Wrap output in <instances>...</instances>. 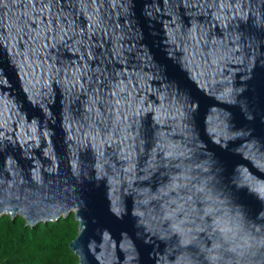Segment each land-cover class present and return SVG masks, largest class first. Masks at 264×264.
Segmentation results:
<instances>
[{
    "label": "water",
    "instance_id": "water-1",
    "mask_svg": "<svg viewBox=\"0 0 264 264\" xmlns=\"http://www.w3.org/2000/svg\"><path fill=\"white\" fill-rule=\"evenodd\" d=\"M71 214L80 264H264V0H0V217Z\"/></svg>",
    "mask_w": 264,
    "mask_h": 264
},
{
    "label": "trees",
    "instance_id": "trees-1",
    "mask_svg": "<svg viewBox=\"0 0 264 264\" xmlns=\"http://www.w3.org/2000/svg\"><path fill=\"white\" fill-rule=\"evenodd\" d=\"M78 235L73 215L35 227L22 217H0V264H80L70 247Z\"/></svg>",
    "mask_w": 264,
    "mask_h": 264
},
{
    "label": "clouds",
    "instance_id": "clouds-1",
    "mask_svg": "<svg viewBox=\"0 0 264 264\" xmlns=\"http://www.w3.org/2000/svg\"><path fill=\"white\" fill-rule=\"evenodd\" d=\"M224 239L229 243L231 251L242 249L247 243V241L240 237L237 232H232L231 236L225 235Z\"/></svg>",
    "mask_w": 264,
    "mask_h": 264
},
{
    "label": "rangeland",
    "instance_id": "rangeland-1",
    "mask_svg": "<svg viewBox=\"0 0 264 264\" xmlns=\"http://www.w3.org/2000/svg\"><path fill=\"white\" fill-rule=\"evenodd\" d=\"M71 215H73V216L75 217V215H74V214H71Z\"/></svg>",
    "mask_w": 264,
    "mask_h": 264
}]
</instances>
